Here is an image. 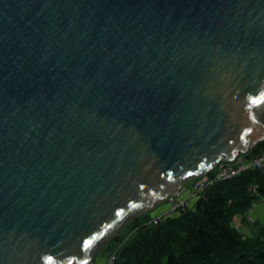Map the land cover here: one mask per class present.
I'll use <instances>...</instances> for the list:
<instances>
[{
  "label": "water",
  "instance_id": "1",
  "mask_svg": "<svg viewBox=\"0 0 264 264\" xmlns=\"http://www.w3.org/2000/svg\"><path fill=\"white\" fill-rule=\"evenodd\" d=\"M263 114L264 0H0V264H91Z\"/></svg>",
  "mask_w": 264,
  "mask_h": 264
},
{
  "label": "trees",
  "instance_id": "2",
  "mask_svg": "<svg viewBox=\"0 0 264 264\" xmlns=\"http://www.w3.org/2000/svg\"><path fill=\"white\" fill-rule=\"evenodd\" d=\"M263 150L260 141L249 156ZM263 200L264 171L253 170L216 184L185 213L157 226L145 214L128 226L129 234L114 238L120 243L114 264H264V228L245 237L235 225Z\"/></svg>",
  "mask_w": 264,
  "mask_h": 264
},
{
  "label": "built area",
  "instance_id": "3",
  "mask_svg": "<svg viewBox=\"0 0 264 264\" xmlns=\"http://www.w3.org/2000/svg\"><path fill=\"white\" fill-rule=\"evenodd\" d=\"M253 170L264 171V150L255 157H250L249 153H247L240 154L234 161L223 160L215 165L208 173L191 179V184L188 183L189 181L184 183L178 191L170 195L165 201L169 206L167 212L153 217L149 224L151 226H157L168 217L185 213L211 187L218 183L235 179ZM256 190L257 187L254 186L253 191L256 192ZM117 252L118 249L110 255L105 264H114L117 258Z\"/></svg>",
  "mask_w": 264,
  "mask_h": 264
},
{
  "label": "crops",
  "instance_id": "4",
  "mask_svg": "<svg viewBox=\"0 0 264 264\" xmlns=\"http://www.w3.org/2000/svg\"><path fill=\"white\" fill-rule=\"evenodd\" d=\"M166 212L167 208L163 207L159 210L158 214ZM245 218L246 219L239 218V220L235 221L236 227L245 235V237L256 235L259 229L264 228V200L255 203ZM97 257L98 256L94 258V261ZM106 259L102 260L99 264H105V261H107Z\"/></svg>",
  "mask_w": 264,
  "mask_h": 264
},
{
  "label": "rangeland",
  "instance_id": "5",
  "mask_svg": "<svg viewBox=\"0 0 264 264\" xmlns=\"http://www.w3.org/2000/svg\"><path fill=\"white\" fill-rule=\"evenodd\" d=\"M263 119H264V114H263ZM191 182H192V180L191 181H189L188 183H190L191 184ZM163 207H165V208H169V206H168V204L165 202V203H162V204H160V205H158V206H156L153 210H151V211H149V212H147V213H145V214H149V216H151L152 218L153 217H155V216H157L158 215V212H159V210L161 209V208H163ZM145 214H143V215H145ZM143 215H141V216H143ZM140 216V217H141ZM243 216H237V218H236V220H239V218H242ZM138 219V218H137ZM136 220V219H135ZM132 223V222H131ZM131 223H129L119 234H121V236H126L127 234H129L131 231H132V229L130 228V227H128ZM243 226V225H242ZM118 234V235H119ZM252 236H255V235H252ZM252 236H248V237H252ZM109 244V245H108ZM120 247V243L119 242H116V240H111L110 242H108V243H105V244H103V245H101L100 246V248H99V250H98V252H97V254H96V256H98L96 259H95V261L93 260V262L91 263V264H99V263H101L102 262V260H105L106 258V260L108 261V259H109V257H110V255L114 252V251H116L118 248ZM95 256V257H96ZM107 261H105V262H107Z\"/></svg>",
  "mask_w": 264,
  "mask_h": 264
},
{
  "label": "snow or ice",
  "instance_id": "6",
  "mask_svg": "<svg viewBox=\"0 0 264 264\" xmlns=\"http://www.w3.org/2000/svg\"><path fill=\"white\" fill-rule=\"evenodd\" d=\"M89 243H91V242H89Z\"/></svg>",
  "mask_w": 264,
  "mask_h": 264
}]
</instances>
